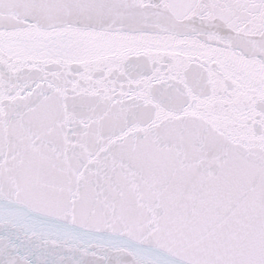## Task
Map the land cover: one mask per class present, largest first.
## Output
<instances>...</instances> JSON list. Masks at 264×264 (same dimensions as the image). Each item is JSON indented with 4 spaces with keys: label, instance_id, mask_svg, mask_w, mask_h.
<instances>
[{
    "label": "snow or ice",
    "instance_id": "1",
    "mask_svg": "<svg viewBox=\"0 0 264 264\" xmlns=\"http://www.w3.org/2000/svg\"><path fill=\"white\" fill-rule=\"evenodd\" d=\"M0 264H264V0H0Z\"/></svg>",
    "mask_w": 264,
    "mask_h": 264
}]
</instances>
